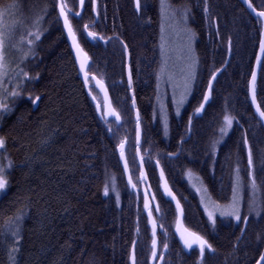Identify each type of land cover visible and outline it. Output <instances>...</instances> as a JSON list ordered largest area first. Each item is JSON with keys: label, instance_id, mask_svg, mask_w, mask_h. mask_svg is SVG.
Masks as SVG:
<instances>
[{"label": "trees", "instance_id": "trees-1", "mask_svg": "<svg viewBox=\"0 0 264 264\" xmlns=\"http://www.w3.org/2000/svg\"><path fill=\"white\" fill-rule=\"evenodd\" d=\"M170 1L191 9L198 67L193 91L179 115L172 99H168L169 125L165 132L157 114V77L162 59L160 0H141L139 12L134 0H95V11L92 0H84L80 11L79 0H66L78 41L90 57L87 70L106 82L120 114L119 121L110 116L107 123L79 75L59 18L58 0H0V10L15 5L0 17L5 31L13 24L23 25L17 27L15 39L23 34L27 41L34 39L27 35L29 30L41 32L23 63L21 56L29 51V45L25 42L18 52L6 39V49L12 48L15 60L5 78L8 93L0 91V104L9 109L0 108V137L6 141L5 148H0V165L5 166L8 180L0 191V264H132L135 240L136 264H152V228L144 208L136 154L127 52L140 111V147L159 207V211L153 207L158 225L156 259L162 253V264H198L199 259L198 248L185 249L175 232L177 209L162 191L156 160L182 203L185 224L216 250L206 251L203 264H255L260 257L264 248V124L251 103L249 82L260 45L262 19L241 0ZM251 1L264 10V0ZM77 11L80 17L73 15ZM38 16L44 18L34 24ZM85 25L88 31L97 33L96 39L87 35ZM222 66L212 84L211 100L197 115L210 77ZM21 68L33 79L24 80L17 89L20 78L16 73ZM89 80L91 91L102 104L100 91L92 77ZM13 89L20 95L11 96ZM256 94L264 110V60ZM36 96L40 98L33 104ZM225 115L234 120L222 139L218 135ZM245 138L252 151L251 169ZM125 140L136 189L126 180L120 161L118 145ZM237 169L246 186L241 220L217 216L213 225L186 172L198 173L211 196L225 202L232 196ZM249 172L258 188L254 209L248 206L252 196L247 188ZM105 186L108 195L104 194ZM17 216L21 217L19 221ZM9 220L18 223V244L5 228ZM164 243L168 244L166 252ZM13 248L18 251L13 252Z\"/></svg>", "mask_w": 264, "mask_h": 264}, {"label": "snow or ice", "instance_id": "snow-or-ice-1", "mask_svg": "<svg viewBox=\"0 0 264 264\" xmlns=\"http://www.w3.org/2000/svg\"><path fill=\"white\" fill-rule=\"evenodd\" d=\"M245 2L248 3L249 8H253V5L251 3H249L248 0H245ZM79 3H80L81 8H83L84 0H79ZM134 5H135L136 11L139 12L141 10V0H134ZM92 6H93V11H95V0H92ZM14 7H15V5H8L7 8L0 10V17H2L5 12L9 11L10 9H12ZM56 7L59 9V18H61L63 20V26L67 30L69 38L72 40L73 48L75 49L76 54H77L76 58H77V61L79 62V65H80V72L83 73V75H84V84L87 87L89 84V71L87 70L89 68V64H88L89 58H88L87 54L84 52V50L80 47L79 43L77 42L76 33L74 32L72 24L70 22L69 13L72 12V9H70L68 7L66 0H58ZM160 10H161L162 18H168V17L176 18L177 16H179L180 20L183 21L185 25L187 24L188 16H189V13L191 11L190 7H187V6H185L183 8H173V6L168 2V0H160ZM204 11H205V13H207V7L206 6L204 8ZM253 11H256V9L253 8ZM44 12L46 15L47 9H45ZM73 15L75 17H80L81 13L79 11H77V12L73 13ZM257 15L259 17H264V11L257 12ZM43 18H44L43 16H38L36 18V20L33 21V23L39 24L43 20ZM18 26L23 27L22 24H19V25L13 24L11 27H9L7 29V31H5L4 27L0 26V91H2L4 93H8V89L4 88V83H5V78L8 77V75H9L8 71H7V65L5 63V55H6V53H5V41H6V39H7V41L10 42V46L18 52H22L23 45L25 42L29 45V51L24 52L21 56V63H23L26 61L29 53L31 52V46L35 43V41H38L41 38V32L40 31H37L34 33V32H31L29 30L27 32V35L29 37H34V39H29V40L25 41L23 34H21V36L18 40L15 39V33H16V29ZM84 30L87 32V35L89 37H91L92 39L97 38V33L92 32V31H88L87 25L84 26ZM161 31L163 33V27H162ZM183 31L186 33V35L188 37L189 52H192L190 45H191L192 39L194 38V33H192L191 29H188L186 27L183 29ZM100 39H103V37H100ZM162 39H163V37H162ZM121 43H123V41H121ZM125 50H127L126 45H125ZM162 50H163V45H162ZM260 52L264 53V39H262L260 41ZM190 60H191V62L185 66V76H184V84H183L184 93L181 95V100L179 101V103H181V104L183 103L184 99L186 98V94L190 93L192 82L195 80V76H196V72H195V66L197 63L196 58L194 56H191ZM259 63H260V56H257V64H259ZM162 71H163V69H162ZM16 76L20 78L19 80H17V83H16L17 89L20 87V84L24 80L33 79V77H31L29 75V73L25 72L22 68L20 69L19 72L16 73ZM256 78H257L256 72L253 71L252 76H251V82H250V88H251V93H252V103H253V105L256 106V113L259 115L260 119L264 120V110H262L261 106L256 103ZM157 79L159 80L160 76H158ZM214 79H215V74H213V76H212V80H214ZM92 80L96 81L97 87H99L100 91L103 92V94H104V111H103V115L101 116V119L105 120V122L107 123V118L109 116H113V117H115V119L117 121H119L120 120V114L111 106V103L108 101V92H107V89L104 87L103 82L100 80H97L94 75L92 76ZM212 80H209V85H208L209 93H206L203 97V100L205 102H207L209 100V94H210L211 88H212ZM128 83H129V87H131V84H132L131 72H129ZM9 94L13 97H17L20 95L19 91H17L16 89L11 90V92ZM89 95L92 96V99L94 101H97V96L93 95L91 90L89 91ZM29 98L32 99L31 97H29ZM39 98H40L39 96H36L35 99H32V103L35 104ZM173 102L176 103L175 99L173 100ZM133 106H135V99L134 98H133ZM0 108H4L6 111L9 110V109H7V106L3 105V104H0ZM203 108H204V104L201 103L200 107H198L196 109V112L197 113L201 112V110H203ZM96 110H97V112L101 111V104L99 102H97V104H96ZM177 115H179L178 109H177ZM136 119H137L136 143H137V145H139V143H140V116H139L138 112H137ZM233 120H234V117H230L229 115L224 116V125L220 128V132H221L222 136H226L228 134V130L232 127ZM189 123H191V119L189 120ZM165 132H167V120H166V118H165ZM244 144H245V146L248 145V141L246 138L244 139ZM5 146H6L5 138L0 137V148H5ZM213 147H215V145H213ZM119 149H120V157L123 160L125 157L124 142L123 141L120 143ZM137 154H139V153H137ZM5 159H7V158L5 157ZM11 166H12L11 161H9L7 167L10 168ZM252 166H253V157H252V151L249 148V150H248V167L251 169ZM127 170H128V166H127V163H125V171H127ZM5 173H6L5 166L0 165V191H3L6 188V186L8 185V180L6 178ZM238 173H239V169H237V176H236V179L234 180V182L232 184L231 202L223 208H221V206L219 204L214 205V208L218 209L220 211L221 216L232 217L236 221L241 220L240 205H241V200L243 199L242 193L246 187L243 184ZM248 175L251 178V180H250V183L247 185V188H249L251 190V193H252V196L249 199V205L248 206L250 209H254L255 204H256L255 194L258 191V188H257L255 178L252 176V173L249 172ZM161 178H163V172H161ZM129 183L130 184L132 183L131 178H129ZM133 187H135V185H133ZM164 187H165V190L167 192V195L172 196L171 191L167 189L166 183H165ZM197 191H199V189ZM205 191H206V189H205ZM108 192H109V189L107 186H105L104 194L108 195ZM153 199H155V197H153ZM172 199L174 200L175 196H172ZM118 202H119V197L117 196V203ZM201 202L203 203V199ZM176 207H177V210L181 211V214H182V210L180 209V204L178 201H177ZM144 208L148 211L149 222L152 224V251H151V256L155 260L157 258V238H156V236H157V233H156L157 225H156V222L152 219V209L150 208L147 195H145V197H144ZM205 210L208 211L207 208ZM156 211H159V207L156 208ZM257 215H259V212H257ZM20 219H21L20 216L16 217V221H19ZM208 219L210 221H212L213 225L215 224V213H214V211L208 212ZM247 220H248V217L245 216L244 217L245 223L247 222ZM5 228L7 229V233H10V235L14 238V243L18 244L19 241L15 239L19 233L18 223L9 220L8 222H6ZM177 232L180 234V240L183 243V246L185 249L191 250L193 248V246H196L198 248V250H199L198 264H203L206 251L209 253H215L216 250L213 248L212 244L209 243V241L207 239H205L203 236L199 235L198 233L192 232L189 229L184 228L182 225L177 227ZM163 247L165 250H167L168 244L164 243ZM12 251L16 252V251H18V248H13ZM160 259H163L162 255H161ZM260 261H264V254L260 255ZM133 264H135V258L134 257H133ZM257 264H259V261L257 262Z\"/></svg>", "mask_w": 264, "mask_h": 264}, {"label": "rangeland", "instance_id": "rangeland-1", "mask_svg": "<svg viewBox=\"0 0 264 264\" xmlns=\"http://www.w3.org/2000/svg\"><path fill=\"white\" fill-rule=\"evenodd\" d=\"M173 8L176 7L173 6ZM162 27H163V33L161 31V37H160L162 59H161V66L158 75L160 76V79L158 80L157 114L162 120L164 127H165V118H166L167 128H168L169 113L167 109V101L169 98L172 99V102L175 99L176 103L173 102V105L175 107L176 112L177 109L179 110V113L183 110L185 104L187 103L188 99L191 96L194 87V81H193L191 85L190 93L186 94V98L184 99L182 104L179 103V101L181 100V95L184 93L183 84H184V76H185V66L191 62L190 57L194 56L197 61L195 66V72L197 73L198 55L195 47L196 35L192 26L190 25L189 16H188L187 24L185 25L184 22L180 20L179 16H177L176 18H171V17L162 18L161 15V29ZM185 27L191 29L192 33H194V38L192 39L190 45L192 52H189L188 37L186 33L183 31ZM162 45H163V50H162ZM6 47L7 46L5 41V53H6L5 63L7 65V71L9 72L14 67L13 63L15 59L13 57L12 48L6 49ZM236 176H237V171H236ZM186 177L190 185L199 195L200 201H202L203 199V203L201 202V204L204 207V209L207 208L208 211L205 210L206 214L208 215V212L214 211L215 219L217 218V216H221L220 211L218 209H215L214 205L219 204L221 208H223L231 202L232 196L228 201L225 202L216 201L209 193L207 186L205 185V183L203 182L202 178L198 173L188 170L186 172ZM198 189L199 191H197ZM241 208H242V200H241L240 209Z\"/></svg>", "mask_w": 264, "mask_h": 264}, {"label": "water", "instance_id": "water-1", "mask_svg": "<svg viewBox=\"0 0 264 264\" xmlns=\"http://www.w3.org/2000/svg\"><path fill=\"white\" fill-rule=\"evenodd\" d=\"M241 2L251 11V13L252 14H254L255 16H258L257 15V12H260V11H264V10H262V9H257L254 5H253V3L251 2V0H248V2L249 3H251L252 5H253V8H255L256 9V11H253V8H249L248 7V3H246L245 2V0H241ZM82 8H80V10H81ZM259 17V16H258ZM261 19H262V24H263V27H262V34H261V39H260V41L262 40V39H264V17H260ZM70 19V18H69ZM71 22V21H70ZM62 23H63V20H62ZM72 24V23H71ZM73 27V26H72ZM65 29V28H64ZM73 30H74V28H73ZM75 32V31H74ZM65 33H66V36H67V39H68V42H69V45H70V47H71V50H72V53H73V55H74V58H75V61H76V65H77V68H78V71H79V74H80V77L82 78V80L84 81V75H83V73H81L80 72V65H79V62L77 61V54H76V51H75V49L73 48V45H72V40L69 38V36H68V33H67V30L65 29ZM76 38H77V35H76ZM77 42L79 43V41H78V38H77ZM79 45H80V47L84 50V52L87 54V56H88V53L86 52V50L81 46V44L79 43ZM257 56H260V63L259 64H257V57H256V61H255V65H254V69H253V71H255L256 72V77L258 78V74H259V72H260V69H261V67H262V65H263V60H264V53H261L260 52V45H259V49H258V53H257ZM88 58H89V56H88ZM129 53L127 52V64H126V66H127V69H128V72H127V75H128V81H129V72H130V66H129ZM88 63H89V60H88ZM215 78H216V76H217V74H218V71H216L215 73ZM95 77H96V79L97 80H100V81H102L103 82V85H104V87L107 89V92H108V101L111 103V106L114 108V106H113V103H112V99H111V96H110V92H109V90H108V87H107V85H106V82L102 79V78H100L99 76H97V75H95V74H93ZM93 75H90L89 74V77H92ZM213 76V75H212ZM252 76V75H251ZM257 78H256V82H257ZM132 79V78H131ZM210 80H212V77L210 78ZM215 80V79H214ZM214 80H212V84H213V82H214ZM250 82H251V78H250ZM250 82H249V96H250V100H251V103H252V93H251V88H250ZM93 83L95 84V86L97 87V85H96V81H94L93 80ZM132 83H133V81H132ZM129 84V83H128ZM208 85H209V83H208ZM131 86H132V84H131ZM87 88V90L88 91H90L91 89H90V80H89V84H88V86L86 87ZM98 88V90L100 91V89H99V87H97ZM100 93H101V95H102V98H103V110H102V107H101V111L99 112V114L100 115H103V111H104V94H103V92H101L100 91ZM206 93H209V87H207V89H206V91H205V94ZM92 94H93V92H92ZM94 95V94H93ZM131 95H132V106H133V98L135 99V106H133V108H134V113H135V119H136V117H137V112L139 113V116H140V111H139V109H138V107H137V101H136V98H135V96H134V90L133 89H131ZM92 97V96H91ZM211 97H212V88H211V92H210V94H209V100L207 101V102H209L210 101V99H211ZM97 102H99L100 103V101L97 99V101H95V103L97 104ZM207 102H205L204 100L202 101V103L204 104V107H205V105L207 104ZM256 103L258 104V105H260V103H259V101H258V98H257V94H256ZM101 104V103H100ZM252 105H253V103H252ZM261 106V105H260ZM253 107L255 108V110H256V106L255 105H253ZM115 109V108H114ZM204 109V108H203ZM262 109V108H261ZM116 110V109H115ZM201 112H202V110H201ZM201 112H199V113H197L196 112V114H200ZM259 116V115H258ZM110 117V116H109ZM262 122H263V124H264V120H261ZM136 125H137V119H136ZM141 141H142V127H141V121H140V143H139V145H137V153H139V154H137L138 155V159H139V162H140V165H141V178H142V191H143V194H144V197H145V195H147V197H148V200H149V205H150V208L152 209V219L156 222V218H155V216H154V213H153V205H155V207L157 208V203H156V198L155 199H153V197H155L154 196V193H153V190H152V188H151V185H150V183H149V178H148V174H147V171H146V168H145V164H144V161H143V156H142V154H141V151H140V144H141ZM120 145V144H119ZM119 145H118V149H119ZM248 150H249V147H248ZM124 153H125V157H124V159L122 160L121 159V157H120V161H121V163H122V167H123V170H124V175H125V177H126V180L128 181V183H129V178H131V181H132V183L130 184V185H134V180H133V178H132V174H131V170H130V166H129V163H128V159H127V156H126V152H125V143H124ZM119 155H120V149H119ZM125 163H127V166H128V170L127 171H125ZM161 172H163V178H161ZM158 174H159V177H160V180H161V185H162V188H163V191H164V193L167 195V192H166V190H165V187H164V185H165V183L167 184V189L168 190H170L171 191V193H172V196H175V199L173 200L172 199V196H169V195H167V196H169L171 199H172V201L175 203V206L177 205V201L179 202V204H180V209L182 210V214H181V211H178L177 210V218H176V223H175V232H176V234H177V236L179 237V239H180V234L177 232V227H179V226H183L184 228H187V229H189L190 231H192V232H196V231H194V230H192L191 228H189L186 224H185V222H184V208H183V206H182V203L180 202V200H179V198H178V196L176 195V193L174 192V190L171 188V186H170V184H169V181H168V179H167V176H166V174H165V172H164V169H163V167L158 163ZM176 209H177V207H176ZM147 213H148V211H147ZM151 224V223H150ZM156 225H157V222H156ZM151 228H152V224H151ZM156 233H157V236H156V238H157V251H158V225H157V229H156ZM196 233H198V232H196ZM199 234V233H198ZM200 235V234H199ZM202 236V235H201ZM181 241V240H180ZM182 243V242H181ZM182 245H183V243H182ZM135 246H136V240L134 241V243H133V246H132V250H131V262H132V264H133V257L135 258V264H136V253H135ZM184 247V246H183ZM193 247H195V246H193ZM164 252H166V250L164 249ZM261 254H264V248H263V251H262V253ZM162 256H163V259H164V253H162L161 254ZM161 255H160V257H161ZM160 257H159V259L157 260V262L155 263L154 261L156 260H154L152 257H151V260H152V264H162L163 263V259H160ZM259 261V264H263L264 263V261H260V257L257 259V261L255 262V264H257V262Z\"/></svg>", "mask_w": 264, "mask_h": 264}, {"label": "bare ground", "instance_id": "bare-ground-1", "mask_svg": "<svg viewBox=\"0 0 264 264\" xmlns=\"http://www.w3.org/2000/svg\"><path fill=\"white\" fill-rule=\"evenodd\" d=\"M169 2L172 4V6H175L176 8H183V6H177V5H175V3H172L170 0H169ZM252 2V1H251ZM254 5V4H253ZM255 6V5H254ZM256 7V6H255ZM79 8H81V6H80V3H79ZM257 8V7H256ZM258 9V8H257ZM82 10V9H81ZM79 11H80V9H79ZM251 12V11H250ZM71 21V20H70ZM189 22H190V18H189ZM190 25H191V23H190ZM196 43V42H195ZM89 56V55H88ZM89 61H90V57H89ZM76 62V61H75ZM129 62V61H128ZM129 66H130V63H129ZM225 66V65H224ZM224 66H222V67H220V68H218L217 70H215L214 71V73L216 72V71H218V73L224 68ZM127 72H128V69H127V66H126V75H127ZM130 72H131V78H132V81H133V75H132V71H131V66H130ZM213 73V74H214ZM212 74V75H213ZM80 75V74H79ZM212 77V76H211ZM210 77V78H211ZM127 79H128V75H127ZM210 80V79H209ZM195 81H196V77H195V80H194V84H195ZM84 82V81H83ZM208 83H209V81H208ZM133 84V83H132ZM208 87V86H207ZM131 89H133L132 88V86H131ZM207 89V88H206ZM134 90V89H133ZM206 91V90H205ZM204 95H205V93H204ZM204 97V96H203ZM250 97V96H249ZM211 100V99H210ZM202 101H203V98H202V100H201V103H202ZM200 103V104H201ZM208 103V102H207ZM207 105V104H206ZM206 105H205V107H206ZM114 106V105H113ZM101 107H102V110H103V103L101 104ZM198 107H200V105L198 106ZM197 107V108H198ZM204 107V108H205ZM115 108V107H114ZM134 109V108H133ZM204 110V109H203ZM203 110H202V112H203ZM117 111V110H116ZM118 112V111H117ZM202 112L200 113V114H202ZM196 113V112H195ZM135 114V113H134ZM198 115V114H197ZM218 137L219 138H222L223 139V137L224 136H222L221 134H219L218 135ZM247 139V138H246ZM125 144H126V140H125ZM248 147H249V143H248V145H247V151H248ZM250 148V147H249ZM140 151H141V154L143 155V153H142V149H141V147H140ZM136 154H137V145H136ZM137 159H138V155H137ZM143 161H144V159H143ZM158 163L161 165V163L158 161V160H156V165H157V169H158ZM138 164H139V169H140V176H141V165H140V162H139V159H138ZM144 164H145V162H144ZM121 165H122V163H121ZM162 166V165H161ZM145 168H146V165H145ZM122 169H123V167H122ZM124 171V170H123ZM146 171H147V169H146ZM133 178V177H132ZM168 179V178H167ZM160 182H161V180H160ZM130 185V184H129ZM134 185H135V187H133V185H130L131 187H133V188H137V185H136V183L134 182ZM206 185V184H205ZM141 187H142V184H141ZM152 188V187H151ZM161 188H162V185H161ZM208 189V188H207ZM162 191H163V188H162ZM154 193V192H153ZM163 193H164V191H163ZM165 194V193H164ZM166 195V194H165ZM154 196H155V194H154ZM167 196V195H166ZM167 197H169V196H167ZM155 198H156V196H155ZM170 198V197H169ZM171 199V198H170ZM172 200V199H171ZM180 200V199H179ZM181 202V201H180ZM156 203H157V198H156ZM174 203V202H173ZM174 205H175V203H174ZM153 206H155V205H153ZM157 207H158V205H157ZM155 216V215H154ZM176 218H177V215H176ZM176 223V222H175ZM190 228V227H189ZM192 229V228H191ZM193 230V229H192ZM195 231V230H194ZM197 232V231H196ZM200 234V233H199ZM201 235V234H200ZM203 236V235H202ZM204 237V236H203ZM205 238V237H204ZM206 239V238H205ZM158 254V253H157ZM160 257V256H159ZM159 259V258H158ZM158 259H156L154 262L156 263L157 262V260Z\"/></svg>", "mask_w": 264, "mask_h": 264}]
</instances>
